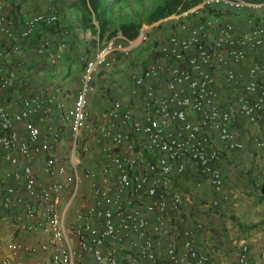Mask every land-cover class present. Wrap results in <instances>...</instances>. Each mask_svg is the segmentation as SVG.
<instances>
[{
  "label": "built area",
  "instance_id": "built-area-1",
  "mask_svg": "<svg viewBox=\"0 0 264 264\" xmlns=\"http://www.w3.org/2000/svg\"><path fill=\"white\" fill-rule=\"evenodd\" d=\"M8 1L0 0V264H23L24 255L51 264H212L193 228L176 225L187 196L180 183L208 182L206 206L215 209L228 199L223 157L247 140L264 149V2L201 0L168 17L173 29L144 24L135 38L97 40L69 104L53 81L47 92L23 83L24 93L6 100L19 84L7 62L27 46L59 63L65 44L51 55L53 40L33 36L64 28L58 6L67 0H45L18 22L4 11ZM136 57L134 103L106 96L92 120L97 77ZM172 231L180 244H162ZM229 264H253L248 247Z\"/></svg>",
  "mask_w": 264,
  "mask_h": 264
},
{
  "label": "crops",
  "instance_id": "crops-1",
  "mask_svg": "<svg viewBox=\"0 0 264 264\" xmlns=\"http://www.w3.org/2000/svg\"><path fill=\"white\" fill-rule=\"evenodd\" d=\"M77 2L78 0H67L66 3L59 4L58 10L64 19H61L64 28H59L58 25L54 26L56 29L40 28L34 34L36 38L53 40L49 50L51 55L58 51V44H65L55 70L51 71L48 66V53L41 57L36 53L34 44L27 46L24 74H21V79L25 77L26 80L19 82L15 91L9 94L6 98L8 102L24 93L26 86L22 87L23 83L29 84L33 91L47 92L48 84L52 81L57 82L56 97L69 104L72 102L82 67L80 59L86 54V49L94 44L90 30L83 25L82 11ZM46 7L44 0H10L4 11L18 22L21 14L41 11ZM63 29L67 30V34H63ZM137 60L138 57L129 62L132 65H122V62L119 65L127 68H120L118 65L115 72L97 77L98 90L89 108L90 117L102 105L107 104L104 99L106 96L120 99L125 104L134 103L129 73L142 66ZM7 63L13 64L10 61ZM133 64L137 65L133 67ZM221 165L225 178L224 191L228 199L221 201L215 209H209L206 204L214 197V193L208 182L205 181L197 189L185 178L180 184L187 196L176 225L179 229L193 228L194 241L199 251L209 255L212 264H229L235 261L236 254L243 245L248 247V255L253 264H264V149L254 148L252 142L247 140L244 149L224 156ZM196 224H200V227H196ZM161 240L162 244L172 240L177 245L180 244V237L173 231ZM36 260L41 264H51L42 255L21 257L23 264H31Z\"/></svg>",
  "mask_w": 264,
  "mask_h": 264
},
{
  "label": "trees",
  "instance_id": "trees-1",
  "mask_svg": "<svg viewBox=\"0 0 264 264\" xmlns=\"http://www.w3.org/2000/svg\"><path fill=\"white\" fill-rule=\"evenodd\" d=\"M82 4L81 11L83 17V25L95 33V29L91 24L92 18L98 23V36H103L109 29L110 11L113 0H79ZM201 0H152L148 8L142 11L138 18L121 21L114 30L107 34V38L121 33L127 38L137 36L143 23L152 24L158 20L165 18L173 13H179L187 8L197 4ZM249 2H264V0H245ZM142 18L140 19V16Z\"/></svg>",
  "mask_w": 264,
  "mask_h": 264
},
{
  "label": "rangeland",
  "instance_id": "rangeland-1",
  "mask_svg": "<svg viewBox=\"0 0 264 264\" xmlns=\"http://www.w3.org/2000/svg\"><path fill=\"white\" fill-rule=\"evenodd\" d=\"M151 1L152 0H113L112 6H111V11H110V14H109V16H110L109 29L100 38H103V37L107 36V34H109L112 30H114V28H116L121 21L129 20V19H132V18H135V17L138 18V15L142 11H144V10H146L148 8V6H149ZM77 4L79 5V10H81L82 4L80 3L79 0H78ZM142 15L143 14H141L140 19L142 18ZM96 23H97V21H96ZM167 24H170V22L167 23ZM173 25L174 24H172L171 26H173ZM122 65H124V64H122ZM122 65H119V67L120 68L121 67L122 68H127V67H124ZM129 65H132V64L130 63ZM134 66H135V64H133V67ZM11 69H13V67H11ZM14 71H15L16 76H20L21 77V76H23L21 74H24V71L21 70V69L14 70ZM99 114H100V111H97V113H92V117L91 118H93V120H94V119H96L98 117Z\"/></svg>",
  "mask_w": 264,
  "mask_h": 264
},
{
  "label": "clouds",
  "instance_id": "clouds-1",
  "mask_svg": "<svg viewBox=\"0 0 264 264\" xmlns=\"http://www.w3.org/2000/svg\"><path fill=\"white\" fill-rule=\"evenodd\" d=\"M45 1V0H44ZM67 2V1H66ZM65 2V3H66ZM46 3V2H45ZM174 14V13H173ZM172 15V14H171ZM170 16V15H169ZM169 16H167V17H165V18H163V19H160L159 21H157V22H154V23H157V27L158 28H161V27H164V28H168V29H170V28H174V26H171L170 24L172 23V20L170 19V18H168ZM60 19H62V20H64L63 18H62V15H60ZM166 22V23H165ZM170 22V24H167V23H169ZM62 23V22H61ZM91 24L93 25V27H94V29H95V33L94 32H92L89 28V30H90V33H91V35L93 36V40L92 41H94V44H92V47H90V48H87V50L85 51V53L86 54H84L83 56H82V58H84L89 52H90V50L94 47V45L96 44V41L97 40H104V39H108V38H111V37H113V36H115V35H117V34H120V35H122L121 33H119V32H117L115 35H113V36H111V37H103V38H100L99 36H98V24L96 23V20L94 19V18H92V20H91ZM146 25V23H143L142 25H141V27L143 26V25ZM148 25V24H147ZM54 26H56V25H54ZM54 26H52V28H50V29H53L54 28ZM58 27L60 28V26L58 25ZM141 27H140V29H141ZM54 29H56V28H54ZM140 31V30H139ZM139 33V32H138ZM64 34V33H63ZM138 35V34H137ZM123 36V35H122ZM125 37V36H124ZM33 38H34V42H36L38 39H40V38H36V37H34L33 36ZM127 38V37H126ZM135 38V37H134ZM37 53V52H36ZM25 55H26V53L24 52L23 53V56H22V58L19 60V62H13V64L12 65H9V67L11 68V67H13V70H19V69H21V70H24V68L23 67H25ZM39 55V54H38ZM39 56H41V55H39ZM42 57V56H41ZM80 62L82 63V66H83V62H82V60L80 59ZM58 64V63H57ZM57 64L55 65V66H52L50 63H48V66H49V68L51 69V71H54L55 70V67L57 66ZM27 69V68H26ZM28 70V69H27ZM81 70H82V67H81ZM81 70H80V72H81ZM25 75H27V74H25ZM61 75H62V73H61ZM60 75V76H61ZM66 76V75H65ZM17 81L18 82H21V77L20 76H17ZM17 86H19V84H17ZM16 86V87H17ZM30 86V85H29ZM16 89V88H15ZM15 89L13 90V91H15Z\"/></svg>",
  "mask_w": 264,
  "mask_h": 264
}]
</instances>
